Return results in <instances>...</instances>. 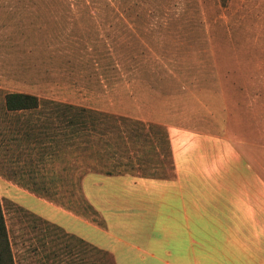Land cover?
Returning a JSON list of instances; mask_svg holds the SVG:
<instances>
[{
	"label": "rangeland",
	"instance_id": "1",
	"mask_svg": "<svg viewBox=\"0 0 264 264\" xmlns=\"http://www.w3.org/2000/svg\"><path fill=\"white\" fill-rule=\"evenodd\" d=\"M7 93L107 114L112 129L94 151L61 149L43 162L35 150L30 159L8 143L20 119L5 112ZM122 118L227 139L246 162L247 205L264 219V0H0V177L22 188L16 183L31 175L51 203L90 220L78 182L90 164L131 160L120 171L171 174L154 131L141 139L130 132L127 149L120 146ZM0 195L16 264L101 263L64 230L76 239L50 232L42 250L29 215L39 216L5 189ZM214 232L213 264H264V225L260 233L222 225Z\"/></svg>",
	"mask_w": 264,
	"mask_h": 264
},
{
	"label": "crops",
	"instance_id": "2",
	"mask_svg": "<svg viewBox=\"0 0 264 264\" xmlns=\"http://www.w3.org/2000/svg\"><path fill=\"white\" fill-rule=\"evenodd\" d=\"M167 131L173 179L83 176V196L102 217L105 229L2 177L0 189L22 208L108 251L116 264H203L199 259L213 264L215 235H220L215 226H249L260 233L264 225L255 207L247 205L246 162L223 137L170 127ZM227 238L218 242L230 241Z\"/></svg>",
	"mask_w": 264,
	"mask_h": 264
},
{
	"label": "trees",
	"instance_id": "3",
	"mask_svg": "<svg viewBox=\"0 0 264 264\" xmlns=\"http://www.w3.org/2000/svg\"><path fill=\"white\" fill-rule=\"evenodd\" d=\"M4 107L5 112L8 114L17 115L20 119L18 121L17 127L14 131V139H9L8 143L14 142L16 145H20L22 152L29 155V158H32V154L35 150H38V157L40 161L46 160L49 162L53 161V158L56 159L60 155V151H66V149L71 148H82L84 151H94L96 145L104 136H107L109 129H112L111 117L107 114L98 113L91 111L82 107L55 102L51 100H41L38 97L25 93H7L4 96ZM124 126V129L121 130L120 126ZM122 125L116 127L117 130H120V146L127 149V141L129 140V133L135 132L132 134V137L138 139L145 138L149 131H154L156 136L159 137L160 141L165 145L167 156L169 157L171 174L161 175H150V176H139L143 178H151L158 180H171L175 177L174 167H173V158L172 151L170 147V142L167 134V128L162 125H151L146 127V125L141 121H131L125 118H122ZM114 128V127H113ZM111 132V131H110ZM122 133V134H121ZM107 147H110L108 143H105ZM111 148V147H110ZM22 153V154H23ZM131 160L127 161V164L123 165L118 163V165H105L102 169L98 170L94 163L90 164L88 167L89 170L85 171L79 177L81 182L83 176L87 173H100L106 176H117V175H133L131 173H126L120 171V168H130L133 167L130 165ZM29 177V183L23 184V182L16 183L19 187H22L29 191L30 193L36 195L39 198L45 199L49 202H55L49 197L51 193L45 189V187H39L35 181H31L33 177ZM81 190V187H80ZM82 194V191H81ZM82 198L85 202V206L88 210L91 211L94 217L90 218V221L95 223L101 229H105V222L101 216L87 203L83 194ZM59 207H62L63 204H58ZM64 207V206H63ZM69 210L68 208H66ZM71 211V210H70ZM81 216L82 214H75ZM34 221L32 226L33 233L39 242V247L44 250L47 243L45 239L48 237V234L52 232L60 233L59 237L73 236L66 234L61 228L56 225L50 224L47 221H43L41 218L30 213L29 215ZM87 219V218H86ZM40 222V223H39ZM39 224H44V227ZM55 232V233H54ZM58 236H56L57 238ZM56 238H51L56 239ZM75 238V237H73ZM76 239V238H75ZM78 242L84 246V248H90L93 251H96L99 256L101 263L100 264H116L114 256L104 250L97 249L82 239H77ZM65 250L67 254L72 255V248L69 245H66ZM29 252H37V247L34 246L30 249ZM46 258L48 256L45 254ZM0 264H16L15 256L12 249V242L9 237V233L6 227V222L3 214V209L0 199Z\"/></svg>",
	"mask_w": 264,
	"mask_h": 264
}]
</instances>
